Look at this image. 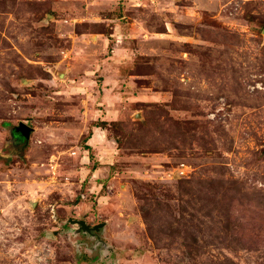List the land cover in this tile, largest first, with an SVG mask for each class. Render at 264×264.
Masks as SVG:
<instances>
[{"label": "rangeland", "instance_id": "rangeland-1", "mask_svg": "<svg viewBox=\"0 0 264 264\" xmlns=\"http://www.w3.org/2000/svg\"><path fill=\"white\" fill-rule=\"evenodd\" d=\"M0 264H264V0H0Z\"/></svg>", "mask_w": 264, "mask_h": 264}, {"label": "water", "instance_id": "water-1", "mask_svg": "<svg viewBox=\"0 0 264 264\" xmlns=\"http://www.w3.org/2000/svg\"><path fill=\"white\" fill-rule=\"evenodd\" d=\"M31 130H32V128L29 127L24 122H20L19 125L14 128L15 133L20 135L25 141H27L29 139ZM73 222H77L78 224H80L81 229H83L87 232H90L91 227L87 226L84 221L78 220V221H73ZM102 225H103V223L97 224L93 227V229L97 230L99 228V226H102Z\"/></svg>", "mask_w": 264, "mask_h": 264}, {"label": "trees", "instance_id": "trees-1", "mask_svg": "<svg viewBox=\"0 0 264 264\" xmlns=\"http://www.w3.org/2000/svg\"><path fill=\"white\" fill-rule=\"evenodd\" d=\"M89 148V147H88Z\"/></svg>", "mask_w": 264, "mask_h": 264}]
</instances>
